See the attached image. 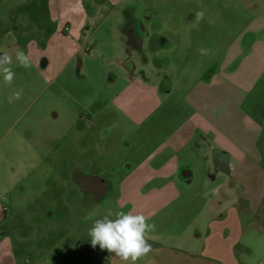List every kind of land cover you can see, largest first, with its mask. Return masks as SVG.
Returning <instances> with one entry per match:
<instances>
[{
  "label": "rangeland",
  "instance_id": "374dc122",
  "mask_svg": "<svg viewBox=\"0 0 264 264\" xmlns=\"http://www.w3.org/2000/svg\"><path fill=\"white\" fill-rule=\"evenodd\" d=\"M238 3L0 0V54L20 48L32 62L23 68L14 59L11 85L0 76V264H124L88 236L109 209L142 213L156 225L148 240L155 248L136 264L173 258L192 218L202 220L201 203L224 191L225 171L234 168L182 126L188 89L240 45L249 48L250 17ZM135 33L139 46L128 49ZM135 81L153 88L152 107L136 123L121 109ZM164 156L176 171H157ZM168 182L174 186L162 191Z\"/></svg>",
  "mask_w": 264,
  "mask_h": 264
},
{
  "label": "crops",
  "instance_id": "0c3cea01",
  "mask_svg": "<svg viewBox=\"0 0 264 264\" xmlns=\"http://www.w3.org/2000/svg\"><path fill=\"white\" fill-rule=\"evenodd\" d=\"M238 1L241 10L250 17L244 31L253 36L249 48L245 51L240 45L235 55L228 57L208 81L197 80L188 89L183 102L190 114L182 126L186 138L197 136L207 142L213 156L227 169L234 168L225 171L224 191L218 189L216 199L201 203L202 220L198 222L197 216L192 218L190 237L179 238L180 248L174 250L172 259L164 258L162 264L171 261L172 264H264V171L261 169L264 153L259 145L262 138L264 142V89L255 91L264 79V0ZM126 91L128 102L121 109L132 122H139L132 119L140 120L150 111L153 88L135 81ZM248 99L252 102L249 109L245 108ZM163 159L157 171L177 170L174 165L169 167L172 157ZM246 160L249 162L244 163ZM182 171L183 177H191L190 172ZM174 175L169 172L162 178ZM170 186L174 185L168 182L160 189L164 191ZM177 196L175 193L174 197ZM186 241L190 248L182 249ZM151 246L155 248L154 244ZM164 252L167 250L160 255L164 256Z\"/></svg>",
  "mask_w": 264,
  "mask_h": 264
},
{
  "label": "clouds",
  "instance_id": "9594fccd",
  "mask_svg": "<svg viewBox=\"0 0 264 264\" xmlns=\"http://www.w3.org/2000/svg\"><path fill=\"white\" fill-rule=\"evenodd\" d=\"M196 19L202 20L204 12L196 14ZM201 55H208L209 49L201 48ZM15 62L23 68H31V55L26 54L23 49L16 48L14 54L3 50L0 54V76L7 85H11L15 79L12 65ZM23 89L15 91L9 98V103L19 100ZM148 217L132 212L107 210L101 219H96L88 231L91 245L95 248L99 245L101 250L114 253L124 264H136L138 260L147 256L152 251L149 233L156 230L154 223H148Z\"/></svg>",
  "mask_w": 264,
  "mask_h": 264
},
{
  "label": "flooded vegetation",
  "instance_id": "af4514ba",
  "mask_svg": "<svg viewBox=\"0 0 264 264\" xmlns=\"http://www.w3.org/2000/svg\"><path fill=\"white\" fill-rule=\"evenodd\" d=\"M137 33V32H136ZM135 33V37L133 38L132 36V38H130L129 39V45L127 46L128 47V49H129V47H138L139 46V43H140V41H139V39H138V34H136ZM127 49V48H126ZM95 180V179H94Z\"/></svg>",
  "mask_w": 264,
  "mask_h": 264
},
{
  "label": "trees",
  "instance_id": "16d2710c",
  "mask_svg": "<svg viewBox=\"0 0 264 264\" xmlns=\"http://www.w3.org/2000/svg\"><path fill=\"white\" fill-rule=\"evenodd\" d=\"M218 160V159H217Z\"/></svg>",
  "mask_w": 264,
  "mask_h": 264
}]
</instances>
